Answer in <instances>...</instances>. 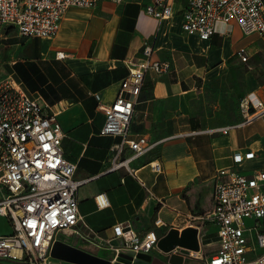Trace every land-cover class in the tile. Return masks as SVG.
Listing matches in <instances>:
<instances>
[{
    "label": "crops",
    "instance_id": "obj_1",
    "mask_svg": "<svg viewBox=\"0 0 264 264\" xmlns=\"http://www.w3.org/2000/svg\"><path fill=\"white\" fill-rule=\"evenodd\" d=\"M171 1L174 13L168 18L145 12L149 0H101L67 7L52 37L10 31L0 38V79L11 76L27 95L49 104L71 102L59 116L63 155L76 162L74 177L87 179L77 191L78 210L102 238L112 237L113 226L128 219L138 236L193 227L199 249L191 250L193 255H186L182 264H204L216 249L217 229L194 216L211 207L214 177L219 169L236 167L235 153L253 152L241 161L247 165L244 171L264 167V115L222 133L214 129L240 119L210 123L198 113L197 103L207 85L237 67L243 68L245 95L255 93L264 103V34L244 33L235 20L217 21L210 38L202 39L182 28L185 0ZM145 44L152 45L151 59L166 60L170 68L160 75L145 72L129 136L144 135L155 145L129 162L135 174L124 166L103 171L120 136L99 132L105 116L93 93L111 101L127 74L126 61L144 58ZM240 47L246 49V61L236 54ZM154 161L159 170L151 167ZM98 192L107 199L103 207L94 198ZM10 230L9 221L0 216V233ZM55 241L58 249L66 244L100 258L113 257L106 245L83 240L71 230H60ZM145 255L146 264H174L157 246ZM51 260L83 264L58 255ZM0 264L25 262L0 259Z\"/></svg>",
    "mask_w": 264,
    "mask_h": 264
},
{
    "label": "built area",
    "instance_id": "obj_2",
    "mask_svg": "<svg viewBox=\"0 0 264 264\" xmlns=\"http://www.w3.org/2000/svg\"><path fill=\"white\" fill-rule=\"evenodd\" d=\"M99 1L0 0V38L9 36L10 31L22 36L52 37L67 7L93 6ZM144 10L157 18L174 13L171 0H149ZM181 12L183 30L202 39L210 38L217 21L235 20L244 33L264 34V0H185ZM143 53L145 57L138 61H126L127 74L111 101L104 102L99 92L93 93L97 108L105 116L99 132L120 136L111 146L110 165L103 171L124 166L135 174L129 162L155 145L144 135L130 137L129 126L145 72L160 75L170 65L166 60L151 59V44L143 46ZM236 54L242 61L247 60L244 47ZM57 56L63 54L58 52ZM70 104L67 100L49 104L27 95L11 76L0 79V216L11 226L9 232L0 233V259L52 264L50 252L57 233L71 230L83 240L110 248L111 264L118 262L121 253L131 254L132 264L138 254L157 246L159 237L154 230L138 236L133 220L128 219L116 223L112 237L104 239L79 213L77 191L87 179L74 177L76 162L64 157L61 145L64 131L59 116ZM240 110L242 121L214 131L227 133L264 115V103L255 93H248L240 100ZM125 149L129 152L123 157ZM251 157L253 152L235 153L233 161ZM151 167L160 169L155 161ZM94 198L99 207L107 204L103 192ZM194 218L213 222L217 229L216 249L204 264H264V167L219 169L214 177L211 207ZM112 239L121 243L111 244Z\"/></svg>",
    "mask_w": 264,
    "mask_h": 264
},
{
    "label": "rangeland",
    "instance_id": "obj_3",
    "mask_svg": "<svg viewBox=\"0 0 264 264\" xmlns=\"http://www.w3.org/2000/svg\"><path fill=\"white\" fill-rule=\"evenodd\" d=\"M235 70L207 85L202 91L197 111L210 123L243 120L240 110V100L245 96L243 68L237 67ZM245 167L247 165L244 162H238L234 168L243 170ZM164 234L159 233L157 236L160 238Z\"/></svg>",
    "mask_w": 264,
    "mask_h": 264
},
{
    "label": "water",
    "instance_id": "obj_4",
    "mask_svg": "<svg viewBox=\"0 0 264 264\" xmlns=\"http://www.w3.org/2000/svg\"><path fill=\"white\" fill-rule=\"evenodd\" d=\"M188 235V236H187ZM173 236L174 240L168 243H163L164 238ZM186 236L188 238H186ZM59 241H55L51 248L52 256H62L63 258L74 259L83 264H110V259L100 258L92 254L80 251L76 248L70 247L66 244H63L64 249H58L57 245ZM104 243H106L104 241ZM111 244H120V240L112 239ZM157 247L165 253L169 254V262L174 264H182L183 258L189 254L191 250L199 249V242L197 238V229L193 227H188L183 230H178L177 228H170L165 235L160 237L157 241ZM179 248L177 251H174L175 248ZM132 256L128 253H121L118 257L117 263L130 264ZM148 256L145 254H138L136 258L133 259L132 264H146Z\"/></svg>",
    "mask_w": 264,
    "mask_h": 264
},
{
    "label": "bare ground",
    "instance_id": "obj_5",
    "mask_svg": "<svg viewBox=\"0 0 264 264\" xmlns=\"http://www.w3.org/2000/svg\"><path fill=\"white\" fill-rule=\"evenodd\" d=\"M188 236V235H187ZM186 236V238H188ZM174 240V237L173 236H170V237H167V238H164L163 240H162V242L163 243H168V242H171V241H173Z\"/></svg>",
    "mask_w": 264,
    "mask_h": 264
}]
</instances>
